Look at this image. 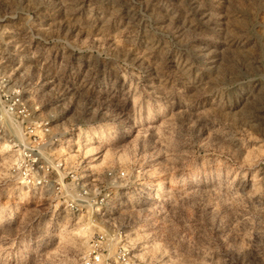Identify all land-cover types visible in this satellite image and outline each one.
Returning a JSON list of instances; mask_svg holds the SVG:
<instances>
[{"label": "rangeland", "instance_id": "obj_1", "mask_svg": "<svg viewBox=\"0 0 264 264\" xmlns=\"http://www.w3.org/2000/svg\"><path fill=\"white\" fill-rule=\"evenodd\" d=\"M0 81L83 174L129 176L72 216L0 138V264H82L119 228L138 264H264V0H0Z\"/></svg>", "mask_w": 264, "mask_h": 264}, {"label": "built area", "instance_id": "obj_2", "mask_svg": "<svg viewBox=\"0 0 264 264\" xmlns=\"http://www.w3.org/2000/svg\"><path fill=\"white\" fill-rule=\"evenodd\" d=\"M7 86L0 81V138L14 153L11 178L28 191L48 196L72 216L87 214L97 220L112 195L124 187L128 173L108 168L95 177L83 174L82 163L63 161L59 153L66 134L55 116H41L40 105H29L20 90ZM125 237L120 228L97 234L90 239L82 264H138Z\"/></svg>", "mask_w": 264, "mask_h": 264}, {"label": "bare ground", "instance_id": "obj_3", "mask_svg": "<svg viewBox=\"0 0 264 264\" xmlns=\"http://www.w3.org/2000/svg\"><path fill=\"white\" fill-rule=\"evenodd\" d=\"M97 136H98V134L97 133H94V134H92V135H90V138H92V139H96L97 138ZM63 161H65V162H67V163H71V162H69V161H67L64 157H63ZM157 183V182H156ZM158 184H159V182H158ZM161 184V183H160ZM157 187V186H156Z\"/></svg>", "mask_w": 264, "mask_h": 264}]
</instances>
